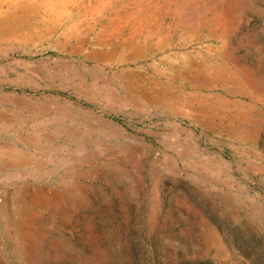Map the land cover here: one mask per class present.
Listing matches in <instances>:
<instances>
[{
  "label": "rangeland",
  "instance_id": "1",
  "mask_svg": "<svg viewBox=\"0 0 264 264\" xmlns=\"http://www.w3.org/2000/svg\"><path fill=\"white\" fill-rule=\"evenodd\" d=\"M0 264H264V0H0Z\"/></svg>",
  "mask_w": 264,
  "mask_h": 264
},
{
  "label": "bare ground",
  "instance_id": "2",
  "mask_svg": "<svg viewBox=\"0 0 264 264\" xmlns=\"http://www.w3.org/2000/svg\"><path fill=\"white\" fill-rule=\"evenodd\" d=\"M59 195V194H58ZM6 210V209H5Z\"/></svg>",
  "mask_w": 264,
  "mask_h": 264
}]
</instances>
